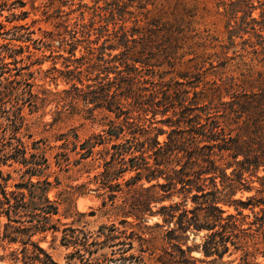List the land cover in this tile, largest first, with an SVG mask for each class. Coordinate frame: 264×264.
Segmentation results:
<instances>
[{"label":"rangeland","instance_id":"rangeland-1","mask_svg":"<svg viewBox=\"0 0 264 264\" xmlns=\"http://www.w3.org/2000/svg\"><path fill=\"white\" fill-rule=\"evenodd\" d=\"M112 1H118L123 10L110 22L116 26L144 25L150 20L166 25L165 40L155 51L160 61L149 67L135 64L144 80L154 82L146 85L148 89L162 87L160 83H182L178 88L187 89L192 97L193 92L219 88L225 102L256 93L251 86L264 82V0H243L249 4L237 7L236 19L232 14L237 0H0V151L8 153L18 145L25 148V160L9 159L0 165V176L5 179L1 182L6 193L22 194L24 202L46 206L38 199L37 188L30 195L28 182L35 184L44 189L43 197L56 209L46 216L43 231L27 229L38 223L39 211L12 216L17 222L11 225L20 228V233L12 235L15 242L4 239L7 219L1 216L0 264H52L50 260L54 264H126L121 258L130 254L140 256L141 264H159L157 254L139 252L136 241L124 252L127 246L118 242L130 240L122 235L104 243L110 227L126 234L137 230L135 225L140 223L152 227L154 234L173 227L163 224L157 213L170 202L150 204L142 217L144 223L130 216L128 224H122L124 217L116 207L123 205L125 182L135 173L103 176L104 159L108 160L104 152L129 135L102 144L98 135L109 139L107 124L115 120L114 114L94 108L82 92L72 89L74 85L87 91V86L100 81L88 71L87 54L104 42L109 44L97 15L114 7ZM92 19L93 27L84 26ZM99 51L107 58L120 49ZM169 115H156L152 126L168 132L170 128L158 120ZM165 138L159 135L158 140ZM87 141L92 152L86 154L80 145ZM243 179L252 191H238L233 198L264 200V167L244 173ZM141 183L149 186L142 181L133 188ZM172 201L181 198L174 195ZM191 206L188 200L187 208ZM223 208L240 224L235 244L228 242L227 251L219 246L220 257H204L201 249L210 232H187L179 240L190 260L186 264H264V206L243 209L242 215ZM255 217L262 225L255 224ZM156 224L161 228H154ZM216 241L221 245L218 237ZM33 246L50 260L41 253L40 262L33 260Z\"/></svg>","mask_w":264,"mask_h":264},{"label":"trees","instance_id":"trees-1","mask_svg":"<svg viewBox=\"0 0 264 264\" xmlns=\"http://www.w3.org/2000/svg\"><path fill=\"white\" fill-rule=\"evenodd\" d=\"M112 2L114 7L97 15L98 23L104 24L103 32L109 35V44L104 42L87 54L88 71L95 73L94 76L100 81L94 86H87V91L79 90L74 85L72 89L82 92L83 99L93 104L94 108H103L114 114L115 120L107 124L106 135L109 139L98 135L102 144L112 138L129 135L121 143L110 144L104 152L108 160L104 159L103 176L109 178L125 171L135 173L125 182L128 189L123 205L116 207L124 217L122 224H128L126 218L130 216L144 223L142 217L145 211L150 210V204L169 201L157 213L162 217L163 224H173V227L161 234L152 233V227L141 226V223L135 225L137 230H131L128 234L110 227L111 233L104 236V243L113 242L121 237L118 235H122L130 240L127 243L118 242L127 246L124 252L130 251L132 241H136L139 252L157 254L159 264H186L190 260L179 240L187 232L204 229L210 234L205 248L201 249L202 254L204 257L214 254L220 257L219 246L227 251V243L235 244L233 239L237 238L235 234L240 230L235 215L228 213L223 206L233 208L237 215H242L243 209L264 206V200H256L253 196L246 200L233 198L238 191H252V188L245 186L244 173L257 172L264 167V82L251 86L256 93L233 96L231 101L225 102L220 98L219 88H205L193 92L192 97L187 89L178 88L182 83H160L162 87L155 84L156 87L153 85L148 89L146 85L154 82L144 80L143 72L135 64L149 67L153 61H160L155 51L165 40L166 25L150 20L144 25L134 22L131 27L116 26L110 22L123 10L117 5L118 1ZM234 4L236 7L232 16L236 19L239 12L237 7L249 3L237 0ZM244 15L252 23H257L249 15ZM93 20L84 26L93 27ZM109 25H113L111 29ZM102 48L120 51L114 55L107 54L105 58L99 51ZM159 114L163 117L170 114L158 120L170 128L168 132L152 126V120ZM159 135H166L165 140L160 142ZM80 147L86 154L92 152L90 141L82 143ZM24 155L22 145L11 148L8 153L0 151V165H5L9 159L22 157L25 160ZM1 181H5L2 176L0 217L7 219L4 239L16 241L12 235L20 233V228L11 225L17 222L12 216L17 217L21 213L39 211L40 220L27 229L45 230L46 216L55 214L56 209L43 197L44 189L28 182L30 195L34 196L37 188L40 191L38 199L47 204L37 206L33 201L24 202L22 194L6 193ZM142 181L149 186L141 183L133 188ZM159 192L162 194L157 196ZM174 195L180 197L181 201L173 202ZM188 200L192 203L191 208H187ZM259 219L255 217V224L262 225ZM252 224L254 222L249 223ZM154 228L161 226L156 224ZM217 237L221 245L216 241ZM33 248V260L40 262L38 253L50 260L38 246ZM121 260L126 264H141V257L133 254ZM50 263L54 264L51 260Z\"/></svg>","mask_w":264,"mask_h":264}]
</instances>
